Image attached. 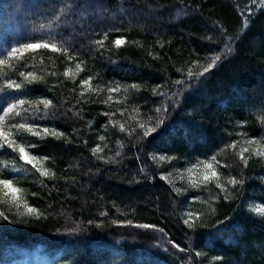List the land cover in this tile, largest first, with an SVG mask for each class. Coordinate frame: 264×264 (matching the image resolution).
<instances>
[{"label":"trees","instance_id":"1","mask_svg":"<svg viewBox=\"0 0 264 264\" xmlns=\"http://www.w3.org/2000/svg\"><path fill=\"white\" fill-rule=\"evenodd\" d=\"M101 3L112 11L101 24L91 23V29H121L109 32L102 57L90 54L94 47L90 41L101 38L91 30L84 35L79 25H75V34L71 26L57 30L81 50L80 59L85 61L75 83L63 76L66 67L75 71V62L68 63L61 54L44 49L26 53L21 61L13 60L12 68H0L14 79V69L44 76L47 87L37 85L40 90L34 95L46 93L52 98L60 118L41 123H54L71 141L49 138L31 150L50 157L43 167L54 172L55 179L41 176L15 155H0V178L14 177L13 186L22 190L18 193L19 207L0 197V212L9 219L27 221L0 223V257L10 250L19 253L13 255L15 259L24 254L30 263H39L40 256L44 264H264V213L256 210L264 204V162L254 157L243 169L236 154L244 140L264 134L259 122V106L264 104V0ZM46 6V0H0V58L18 42L49 38L47 30L39 29L42 17L34 15ZM81 23L89 29V18L81 19ZM121 37L125 43L117 49L111 42ZM216 55L220 60L199 78L200 83L176 97L180 107L174 111L169 107L170 117L150 145L135 137L122 138L118 124H131L132 120L122 121L121 111L143 119L162 101L170 104L178 87L174 81L186 79L189 69L202 71ZM49 72L58 75L50 76ZM88 76L93 77L92 89L113 81L124 86L135 83L140 88L129 89L127 94L112 93L107 104L102 102L107 99L106 91L85 89V97L91 99L84 103L79 82ZM156 85L162 87L156 89ZM154 90L166 95H154ZM106 111L116 113L111 117L117 124L115 129L110 118L103 115ZM101 135L104 140L99 139ZM232 141H239L236 150L227 149L218 156L231 169L218 171L224 180L229 171L238 179L242 171L245 184L229 200L216 201L218 189L214 184L191 187L185 169ZM96 146L101 151L93 156ZM139 148L144 151L137 159ZM153 151L178 159L171 163L153 161L149 156ZM97 157L114 162L105 164ZM14 167L22 171L17 173ZM169 172L172 174L167 181L160 178ZM150 176L154 179L146 178ZM174 187L186 191L177 196ZM25 202L37 208L41 218L28 214ZM208 202L217 211L202 217L208 226L191 235V252L182 253L168 244L171 240L187 249L191 230L183 224V215L188 210H207ZM226 216L230 219L218 225L222 230L218 232L213 225ZM140 223H151L155 228H136ZM158 228H163L167 236ZM196 251L203 255L195 256ZM217 256L221 259H215Z\"/></svg>","mask_w":264,"mask_h":264},{"label":"snow or ice","instance_id":"2","mask_svg":"<svg viewBox=\"0 0 264 264\" xmlns=\"http://www.w3.org/2000/svg\"><path fill=\"white\" fill-rule=\"evenodd\" d=\"M25 2L30 3V0H25ZM46 5L47 6L40 9L38 13L34 11V15L38 14L42 17L43 22L39 23V29L47 30L49 38L47 40L39 39L34 42H18L14 46L7 48L6 55L0 58V68L4 66L12 68L13 65L11 62L13 60L21 61L26 53L30 51L35 53L38 49H44L51 53L61 54L68 63L75 62V71H73L71 67H66L63 72V76L70 77L72 82L75 83L76 76L84 70L83 65L85 61L80 59L81 50L75 48L70 40L63 39L62 34L57 30L62 27L71 26L72 32L75 34V25H79L81 35L91 30L95 35L101 38L92 39L90 41V43L94 45L90 54L96 53L102 57L104 50H106V41H108L109 32L121 31V29L115 27H101L98 30L91 29V23L101 24L104 20L108 19V14L112 11L110 8L103 6L101 0H46ZM121 11L123 12L124 10L122 9ZM77 17L80 19H74ZM85 17L90 19L89 29H85L84 23H81V19ZM128 23L131 25V21ZM208 39H211V37H208ZM111 43L118 49L125 43V40L123 37L116 38ZM133 43L137 42L133 41ZM162 46L161 44V47ZM225 48L230 50L227 44H225ZM220 58V55H216L211 58L207 65L203 66L202 71L194 73L189 69L186 79L175 80L174 84L178 87L173 97L170 98V104L167 100L162 101L159 107L150 110V114L146 115L143 119H137L130 114L126 115V110L121 111L119 115L122 121H127L128 119L132 120L131 124H126L125 122L118 124V130L119 133L122 134V138L126 137L131 139L135 137L137 141L144 142L145 145H150L157 138L161 128L166 125V121L170 117L169 107H171L173 111L180 107V100L176 97H182L185 90H189L194 84L200 83L199 78L214 68ZM196 63L199 65V61ZM23 67L24 65L22 64L21 68ZM177 71L179 72L181 70L177 69ZM14 74L16 76L15 79L8 75L7 72H0V80H2V82H0V155H15V159L23 161L27 165H31L41 176L55 179V173L49 172L43 167V162L48 161L50 157L48 155L33 154L31 150L41 147V142L47 141L49 138L52 140H66L71 143L65 135V132L59 130L54 123H41L42 121L52 122L60 118L55 111L58 105L54 103L52 98H48L46 93L41 96L34 95V93L40 90L37 85H45V87H47L43 75L38 76L34 71L19 69H14ZM48 75L56 76L58 73L49 72ZM92 79V76H88L79 82L81 88L79 95L84 98V103H87L88 100L91 99V97H85V89H87L88 92L96 93L106 91L108 94L107 99L102 102L107 104L112 99V93L123 91L127 94L129 89L139 91L140 88V86L135 83L124 86L119 82L113 81L102 86L98 85L96 89H92ZM160 87H162V85L155 86L156 89ZM47 90L51 91L50 88ZM72 91L75 92V88H73ZM153 94L161 97L166 95L164 92H156L155 90ZM125 99H127V95H125ZM153 112L154 114H151ZM161 113H163V115H161ZM259 113V122L261 127L264 128V104L259 106ZM103 115L110 118L109 123L112 124L113 129H115L117 124L115 121L111 120V117L115 116L116 113L114 111H106ZM89 127H91V123H89ZM105 127H107V125H105ZM240 134L244 135V133ZM228 135L231 136L233 133L229 132ZM99 139L104 140L105 137L101 135ZM238 142L239 141L224 142V146L219 152L211 154L209 158L204 160L197 159L191 166L186 167L185 171L190 178V186L198 188L201 183L205 185L210 183L214 184L215 189H218V192L214 196L216 201H220L221 199L229 200L238 187L243 188L246 178L242 171L239 174V179L229 171L227 180L222 179V175L218 171V169H231V165L226 161L222 162L218 159V156L227 149L235 151ZM117 143H120V141H117ZM84 144H87V141H84ZM120 147L123 148L124 145L120 143ZM100 151V147L96 146L92 149V155L96 156ZM143 151V148L138 149L137 159H139V153ZM246 153L247 155H245ZM236 154L239 157L243 169L248 167L249 161L254 157L264 162V134H261L259 138L252 137L244 140L243 145ZM115 155L119 157L121 153L117 151ZM149 156L153 161L159 162L167 161L171 163L173 160L178 159V157L175 156L157 155L155 151L149 153ZM97 158L104 159L103 157ZM113 162L112 158L104 159L105 164H111ZM14 171L19 173L22 169L14 167ZM97 171H99V169H97ZM140 171H144L143 166H141ZM171 174L172 173L169 172L167 175H163L160 178L167 181L168 176ZM180 175L181 178H183V173ZM146 178L154 179V176ZM13 179L14 177L0 178V197H10L12 203L19 207L20 196H18V193L22 190L13 186ZM172 191H174L177 196H180L186 189L183 187H174ZM23 206L28 214L34 215L36 219L41 218L42 214L37 208L29 207L26 202ZM216 211V208L213 207L210 202H208L207 210L198 209L186 211L183 215V224L191 230L187 249L185 247H180L179 244H175L171 240H168L167 243L179 249L182 253L186 252V250L191 252V235L195 234L199 228L208 226L205 219L202 217L214 214ZM257 211L264 213V204H261ZM228 219H230V217L226 216L223 220L216 221L213 226L217 227L218 232L222 231L219 229L218 225L224 224ZM197 221H200L199 224ZM26 222L27 221L18 222L15 218L9 219L7 215L0 212V223L17 224ZM128 223L131 224V221H128ZM135 227L139 229L155 228L151 223H140L136 224ZM156 230L164 236H167L163 228H158ZM73 231H76V229H73ZM165 251H168L167 247ZM194 255L200 257L203 253L196 251ZM215 259L219 260L221 257L217 256Z\"/></svg>","mask_w":264,"mask_h":264},{"label":"rangeland","instance_id":"3","mask_svg":"<svg viewBox=\"0 0 264 264\" xmlns=\"http://www.w3.org/2000/svg\"><path fill=\"white\" fill-rule=\"evenodd\" d=\"M2 199H9L11 200L10 197H1ZM258 208H256L257 210ZM10 250H7V251H4L3 252V255L0 257V264H44L45 262L42 260V258L39 256L40 258V261L39 263H37L36 261H32V263H30V260L28 257H26L24 254H23V257L21 258H18V259H15L16 257H14L13 255H17L19 254L17 251H10ZM38 258V256H35V260ZM5 261V263H4ZM12 261V262H11Z\"/></svg>","mask_w":264,"mask_h":264}]
</instances>
